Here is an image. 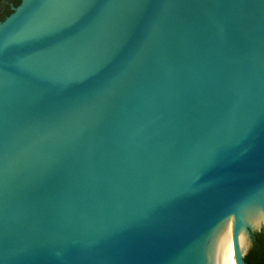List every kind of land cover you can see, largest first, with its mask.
<instances>
[{"label": "water", "instance_id": "95a60500", "mask_svg": "<svg viewBox=\"0 0 264 264\" xmlns=\"http://www.w3.org/2000/svg\"><path fill=\"white\" fill-rule=\"evenodd\" d=\"M259 229L264 0L0 20V264H245Z\"/></svg>", "mask_w": 264, "mask_h": 264}, {"label": "trees", "instance_id": "16d2710c", "mask_svg": "<svg viewBox=\"0 0 264 264\" xmlns=\"http://www.w3.org/2000/svg\"><path fill=\"white\" fill-rule=\"evenodd\" d=\"M12 2V6L19 4L20 0H7ZM0 20L4 19L10 12L12 7L9 8V4L0 0ZM245 264H264V230H255L252 233V244L243 256Z\"/></svg>", "mask_w": 264, "mask_h": 264}, {"label": "bare ground", "instance_id": "6f19581e", "mask_svg": "<svg viewBox=\"0 0 264 264\" xmlns=\"http://www.w3.org/2000/svg\"><path fill=\"white\" fill-rule=\"evenodd\" d=\"M242 243H243V241L242 242H239L240 245H242ZM224 264H235L234 261H233V259H232V257L230 256L229 253L226 256V259H225Z\"/></svg>", "mask_w": 264, "mask_h": 264}, {"label": "flooded vegetation", "instance_id": "af4514ba", "mask_svg": "<svg viewBox=\"0 0 264 264\" xmlns=\"http://www.w3.org/2000/svg\"><path fill=\"white\" fill-rule=\"evenodd\" d=\"M2 1H5V2H7V3L9 4V8H11V7H12V4H13L12 2H8L7 0H2ZM0 11H2V10H1V8H0ZM0 15H1V14H0Z\"/></svg>", "mask_w": 264, "mask_h": 264}]
</instances>
